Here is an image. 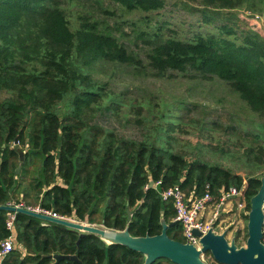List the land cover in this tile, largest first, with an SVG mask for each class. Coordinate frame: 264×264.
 Wrapping results in <instances>:
<instances>
[{"label":"trees","instance_id":"1","mask_svg":"<svg viewBox=\"0 0 264 264\" xmlns=\"http://www.w3.org/2000/svg\"><path fill=\"white\" fill-rule=\"evenodd\" d=\"M108 1L142 13L164 8L163 0ZM202 2L232 9L240 0ZM146 35L153 45L141 58L90 14H81L73 30L58 0H0V91L7 95L0 100V206L16 198L14 205L127 229L132 237L160 234L161 219L174 222L173 206L161 200L159 190L175 185L195 196L206 185L215 196L221 188L244 185L250 209L260 178L249 176L244 182L220 166L187 162L172 151L174 120L162 117L153 134L146 130L140 140L93 125L98 111L114 117L128 111L146 128L138 114L144 106L121 101L123 94L110 92L94 73L106 65L158 79L193 71L227 83L252 113L264 118V39L242 34L238 42L228 27L219 35L194 34L186 40L159 32ZM15 140L26 147L18 174ZM258 150L264 155V147ZM156 182L160 185L155 190ZM6 214L0 211V241L12 235L5 227ZM14 235L25 255L14 250L1 264H77L55 262L51 256L56 254L77 256L82 264H143L141 254L124 246H106L94 235L80 238L77 231L23 214H15ZM167 235L184 241L178 223ZM153 264L172 263L161 259Z\"/></svg>","mask_w":264,"mask_h":264},{"label":"rangeland","instance_id":"2","mask_svg":"<svg viewBox=\"0 0 264 264\" xmlns=\"http://www.w3.org/2000/svg\"><path fill=\"white\" fill-rule=\"evenodd\" d=\"M58 1L73 30L81 14H90L129 52L141 58L153 45L146 33L153 36L159 32L164 37L186 40L194 34L219 35L222 27H228L236 33L238 42L242 34L264 39V0H240L232 9L206 6L202 0H163L164 8L154 13L127 11L108 0ZM171 73L170 78L158 79L127 67L96 68L94 78L98 83L106 84L112 93L123 94L121 101L144 106L138 114L145 119L146 128L134 122L135 113L128 111L119 117L98 111L92 124L124 138L140 140L146 130L153 134V126L160 125L162 117L172 119L177 125L170 143L172 151L187 162L220 166L241 176L244 182L249 176L264 178V155L258 150L259 146L264 147V118L252 113L227 83L215 77L193 71ZM5 98L7 95L0 91V100ZM59 110L62 112L63 106ZM18 166L21 169L19 160ZM15 201L16 198L10 205ZM246 211L247 208L238 212L231 223L242 231L243 245L247 218L242 214ZM14 245L17 247L16 242ZM204 256L207 264H217L209 253Z\"/></svg>","mask_w":264,"mask_h":264},{"label":"water","instance_id":"3","mask_svg":"<svg viewBox=\"0 0 264 264\" xmlns=\"http://www.w3.org/2000/svg\"><path fill=\"white\" fill-rule=\"evenodd\" d=\"M14 146L19 156V161L24 159V151L17 146V140ZM20 171V166L16 168V174ZM250 210L247 216V237L245 245L237 247L235 238L228 241L226 231L220 235L214 234L210 229L205 235L198 230H193V235L199 238L201 249L197 250L193 245L180 243L170 239L167 235V229L176 225L174 221L170 225L163 219L160 221L161 232L155 236L132 237L128 230L117 231L107 228L103 225L94 226L82 222H75L54 216L37 213L25 208L13 205H2L0 211L13 214H23L44 223H52L64 228L79 232V237L85 235L97 236L106 246L120 245L137 252L143 256V264H153L164 259L172 264H204L200 255L209 253L217 264H264V247L261 244L262 221L264 207V178H260V187L257 193L250 199ZM131 218L130 211H127V220ZM55 262L71 261L82 264L77 256L56 254L51 256Z\"/></svg>","mask_w":264,"mask_h":264},{"label":"built area","instance_id":"4","mask_svg":"<svg viewBox=\"0 0 264 264\" xmlns=\"http://www.w3.org/2000/svg\"><path fill=\"white\" fill-rule=\"evenodd\" d=\"M159 185L160 182L152 184L155 190ZM159 195L162 201L171 202L175 212L173 221L181 226L182 237L184 240L183 243L193 245L197 250L201 249V245L199 243V238H196L193 235V230H198L202 235H205L211 229L214 234L219 235L224 229H226L227 234L230 231L227 230V227L224 226L223 221L221 220L223 215L232 212L233 208H236L239 212H241L242 209L247 208L244 198V185L240 188H221L217 191L216 196L211 192L208 185L204 187V192L201 196H195L192 193L187 195L178 185H175L159 190ZM13 206L25 208L48 216L67 219L49 211H44L39 207L31 208L26 207L23 204ZM249 210L244 212L243 215L248 216ZM14 221L15 214L8 213L5 221V227L8 231H11L14 228ZM216 228L219 229V232L216 231ZM261 232V244L264 247V207ZM12 250L13 243L11 237L0 241V264L12 252ZM200 259L204 264H207L204 255L201 254ZM211 259L213 258L211 257Z\"/></svg>","mask_w":264,"mask_h":264},{"label":"crops","instance_id":"5","mask_svg":"<svg viewBox=\"0 0 264 264\" xmlns=\"http://www.w3.org/2000/svg\"><path fill=\"white\" fill-rule=\"evenodd\" d=\"M36 207H31V208H36ZM238 212L239 211L236 208H233L232 212H229L227 214L225 213L223 215V217L221 218V220L223 221L224 226L227 227V230L230 231L229 233L226 234V238L229 241L232 240V238H235L236 246L241 247V246L245 245V244L244 245L241 244V243H243V240H244V237L242 238V231L239 230L238 228L231 226V223L236 218V215L238 214ZM6 216H7V214H6ZM243 218H247V216L243 215ZM225 231H226V229H224L222 232L224 233ZM222 232L220 234H222ZM11 233H12V235L10 237H11L12 243H13V250L12 251L18 250L21 256L25 255V250L23 249L22 246L17 245V247H15V245H14V242H16L15 241V235H14V228L11 230Z\"/></svg>","mask_w":264,"mask_h":264}]
</instances>
